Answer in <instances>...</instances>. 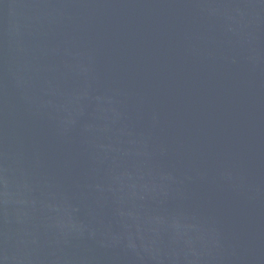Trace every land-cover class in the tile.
I'll return each instance as SVG.
<instances>
[{
  "label": "water",
  "instance_id": "water-1",
  "mask_svg": "<svg viewBox=\"0 0 264 264\" xmlns=\"http://www.w3.org/2000/svg\"><path fill=\"white\" fill-rule=\"evenodd\" d=\"M0 264H264V0H0Z\"/></svg>",
  "mask_w": 264,
  "mask_h": 264
}]
</instances>
